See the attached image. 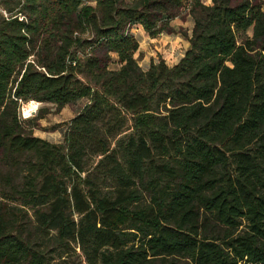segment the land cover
<instances>
[{
	"label": "trees",
	"instance_id": "1",
	"mask_svg": "<svg viewBox=\"0 0 264 264\" xmlns=\"http://www.w3.org/2000/svg\"><path fill=\"white\" fill-rule=\"evenodd\" d=\"M185 8L182 55L141 68L131 25L174 32ZM80 97L59 142L32 134L40 108L19 115ZM72 246L87 264H264L261 0H0V264Z\"/></svg>",
	"mask_w": 264,
	"mask_h": 264
},
{
	"label": "rangeland",
	"instance_id": "2",
	"mask_svg": "<svg viewBox=\"0 0 264 264\" xmlns=\"http://www.w3.org/2000/svg\"><path fill=\"white\" fill-rule=\"evenodd\" d=\"M201 1L208 2L209 0ZM186 9L187 8L183 10V17H173L169 21L170 25L177 30L174 32H159L154 36H149L140 24L131 25L130 31L138 42L137 49L133 56L141 68H146L149 61H157L159 58H162L166 64H170L177 59L178 55L183 50L184 44H188L181 33L184 32L187 35L190 33L191 19L190 16L185 13ZM261 9L264 10V0H261ZM246 34L250 35V28L246 30ZM173 35L179 38H171ZM110 66L115 67L116 63L112 62ZM86 100L85 97H80L71 103L63 105L59 109H56L53 104L48 102H38V104L34 106V108L36 107L34 112L29 116L35 114L39 108L42 116L37 119V125L32 128V134L51 142L61 141L62 130L66 126V123L80 109ZM28 105H30V103L21 107L25 114H29L33 109V107L28 108ZM59 264L87 263L78 247L72 246L71 249H68V251L61 256Z\"/></svg>",
	"mask_w": 264,
	"mask_h": 264
},
{
	"label": "built area",
	"instance_id": "3",
	"mask_svg": "<svg viewBox=\"0 0 264 264\" xmlns=\"http://www.w3.org/2000/svg\"><path fill=\"white\" fill-rule=\"evenodd\" d=\"M36 108V107H35ZM35 108H33L30 112H29V114H25L24 112H23V110H22V108H21V105L19 106V115L21 116V117H27V116H29V115H31L33 112H34V110H35Z\"/></svg>",
	"mask_w": 264,
	"mask_h": 264
},
{
	"label": "crops",
	"instance_id": "4",
	"mask_svg": "<svg viewBox=\"0 0 264 264\" xmlns=\"http://www.w3.org/2000/svg\"><path fill=\"white\" fill-rule=\"evenodd\" d=\"M171 38H179L178 36H176V35H173V37H171ZM186 40V39H185ZM184 43H186L185 41H183ZM186 44H184V47H183V50L186 48ZM183 50H182V52H183ZM182 52L178 55V57H177V59L182 55ZM177 59H175L174 61H172L170 64H167V65H171L172 63H174V62H176L177 61Z\"/></svg>",
	"mask_w": 264,
	"mask_h": 264
},
{
	"label": "bare ground",
	"instance_id": "5",
	"mask_svg": "<svg viewBox=\"0 0 264 264\" xmlns=\"http://www.w3.org/2000/svg\"><path fill=\"white\" fill-rule=\"evenodd\" d=\"M38 104V102H35V101H31L30 102V105H28V108H34V106H36ZM22 106V105H21ZM27 107V106H26ZM27 112V111H26Z\"/></svg>",
	"mask_w": 264,
	"mask_h": 264
}]
</instances>
